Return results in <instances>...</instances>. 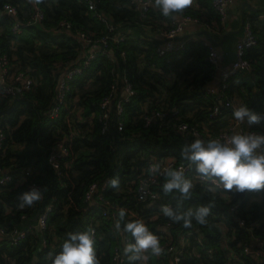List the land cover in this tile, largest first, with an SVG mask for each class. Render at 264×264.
Masks as SVG:
<instances>
[{"label":"trees","instance_id":"trees-1","mask_svg":"<svg viewBox=\"0 0 264 264\" xmlns=\"http://www.w3.org/2000/svg\"><path fill=\"white\" fill-rule=\"evenodd\" d=\"M32 1L0 0V53L7 54L11 65L34 80L31 92L16 98L0 97V127L7 136L0 149V176H11L9 182L0 184V227L6 232L0 234V264H51L48 254H58L69 233L86 231L91 226L96 229L94 248L100 264H116L112 260L113 249L120 243L121 234L130 243L134 239L129 233L117 231L115 223L101 215L99 206L84 202V196L93 182L118 178L119 188L109 185L104 196L114 203L117 215L120 209L126 210L125 222L146 219L145 215L154 212L156 206L139 203L135 192L138 178L146 171L147 159L151 156L174 157L188 164L190 172L186 178L194 185L190 198L181 200L175 190L164 194L165 176L158 186L159 205H171L174 209L179 206L181 212L199 206L211 207L206 224L192 221L195 236L201 242L191 237L179 264H235L231 262V251L234 256L239 255L238 264H264L262 257L241 254L244 246L254 245V237L264 239V189L227 192L229 204L238 201V215L246 219V224L239 226L235 215L229 212L226 199L217 190L209 191L207 183H198L195 165L181 156L183 146L197 138L179 132L178 124L187 123L216 137L229 128L234 117L233 110L223 106L222 114L210 117L213 106L219 102L216 97L205 94L217 74L206 59L208 47L200 37H187L182 39L185 42L182 49L161 58L156 54L159 41L154 29L145 30L147 25L161 28L177 17L191 16L219 31L221 19L212 8V0H193L190 7L168 17L155 9L151 0L147 19L134 6L128 7L124 0H100L98 9L116 26V33L124 34V41L110 42L115 51L113 58L99 53L84 74L73 79L70 100L56 119L48 116L55 103L58 79L55 66L71 60L77 49H82L75 36L76 29L97 33V36L106 35L108 30L91 16L87 5L80 0H35L45 13L44 19L14 35L10 29L13 18L2 13V6L11 3L16 15L25 19L32 11ZM63 18L71 21V32L60 28ZM244 20L251 23L256 36V44L245 55L251 71H242L231 80L228 96L238 107L246 105L264 117V17L253 13ZM123 76L134 85L135 95L124 107L125 123L121 131L117 130L114 117L105 134H101L97 121L93 126L77 118L80 110L81 117L96 112L98 102L109 92L114 78ZM144 110L146 114L163 111L166 115L145 126L140 117ZM172 110H178L179 114L172 115ZM60 129L63 134L57 133ZM242 129L264 134V118L251 126L242 122ZM63 137H66L68 156L59 158V170L55 171L48 156L56 141ZM24 170L30 175L19 183ZM31 182L45 189L42 198L32 206L21 208L18 197L27 191L26 186ZM50 204L53 207L47 230L28 234L13 245L8 235L12 229L34 223L38 212ZM166 222H171L172 233L187 231L183 222L173 223L162 213L153 222H147V227L158 234ZM225 236L229 238L227 247H222ZM208 248L212 250L211 257L207 254ZM149 256L147 264H164L154 255ZM124 264H129L127 255Z\"/></svg>","mask_w":264,"mask_h":264},{"label":"built area","instance_id":"built-area-1","mask_svg":"<svg viewBox=\"0 0 264 264\" xmlns=\"http://www.w3.org/2000/svg\"><path fill=\"white\" fill-rule=\"evenodd\" d=\"M80 1L87 5L88 11L94 19L102 22L106 26L108 33L103 36H97V33L76 29L75 36L80 41L82 49L78 48L77 54L71 60L64 61L63 63L59 65L57 64L55 66L58 73V79L55 93V103L48 113V116L51 119H56L68 104L70 100L69 94L71 91V82L73 79L82 76L84 72L91 66L92 62L97 58L99 53L112 59L115 51L110 42L118 44L124 41V34L116 33V26L110 22L108 17L101 10L98 9L100 0ZM124 1L128 7L134 6L136 9L140 10L141 17L143 19L148 18L150 8L152 7L151 0ZM237 1L239 0H212V8L220 16L221 21H223L227 8L235 4ZM32 3V11L25 19H20L16 15V8L11 3H5L2 6V13L13 18L10 29L14 35H20L27 26L37 24L44 19L45 13L42 8H40L35 0H33ZM59 25L61 29L67 32H71L73 27L71 21L67 18H63ZM188 25L202 27L207 32L211 31L212 29V27L207 22L191 16H184L181 18L177 17V19L172 21L171 24L165 25L161 28H154L152 25H147L148 27L145 30L148 31L150 29H154L153 33L159 41V44L156 47V54L158 57L166 58L170 54L184 47L185 42L184 40L180 39L179 36L183 29ZM204 43L208 47V55L206 59L215 67L217 74H219L218 79L216 78L217 81L210 85L205 92L206 96H214L219 102V104L217 103L213 106L212 112L210 113V117L215 118L222 114V106L225 108H231L232 110L238 107L228 96L229 85L231 80L240 72L251 71V65L245 58V55L246 50L256 44V36L253 32L251 23L248 21L245 22L243 26V37L236 45V59L227 68L219 67L220 57L214 46V43L206 39L204 40ZM122 55L124 56V53H122ZM32 90H34V80L25 74V72L11 65V59L7 54L0 53V97L16 98L23 96ZM134 95V85L126 76L119 78L115 77L109 92L102 97L100 102H98L97 111L91 112L85 117H81L82 110H80V112H78L77 118L87 121L93 126L94 121H97L101 134H105L110 127L111 118L114 117L117 121L116 128L118 131H121L125 123L124 107L131 101V98ZM145 108L146 107L144 106V109ZM178 114V110H172V115ZM165 115L166 113L163 111H156L152 114H146L144 110V112L140 114V117L144 121L145 126H148L155 118H164ZM177 129L181 133L191 134L197 139L204 140L205 142L208 140H219L222 143L225 142L226 139L230 138L234 131H238L241 134L253 132H245L242 129V122L237 121L234 117H232L229 128L216 137H211V134L207 130L200 131L196 127L190 126L187 123L178 124ZM57 133L63 134V131L60 129ZM6 138V132L0 127V149H3V142ZM65 142L66 137L57 140L54 144V150L51 151L48 156V162L55 171L59 170V158L68 156V149L64 145ZM152 164H158L161 171L153 174L150 171V166ZM53 165H56V167L54 168ZM165 168H172L176 170L182 169L184 171L185 177L190 172V167L188 164L178 162L174 157L158 159L157 157L151 156L147 159L146 171L139 176L135 193L139 203L149 204L148 207L156 206V210L149 215H145L146 219L140 218L143 222L146 220L151 222L156 220L158 215L161 213L160 208L165 206L158 204L160 199L158 186L161 183V179L165 177V175L162 174ZM29 175L30 172L24 170L19 183L26 181ZM10 180V175L0 176V184H5ZM195 180L201 184H208V182L201 181L197 175L195 176ZM110 181L111 179H106L102 183L93 182L85 193L84 202L99 206L101 209V215L115 223L118 215L113 207L114 203L104 196V191L109 187ZM31 186L38 187L36 184L31 182L26 186V190L28 191ZM217 191L221 193V198L223 200L226 199L227 203L229 204L230 196L228 193L221 189H217ZM253 192H257V190H253ZM52 207L53 206L50 204L39 211L36 216V222L31 223L22 229H12V231L8 234L12 244L17 245L23 241L28 236V234H31L35 231L45 232L48 228V219L52 211ZM228 207L229 212L235 215L238 225L244 226L246 224V219L238 215L239 202L237 201L229 204ZM23 218H25L24 215L22 216V219ZM90 229L94 231L95 240L96 229L93 226H91ZM172 230L174 229L171 225V222H166L165 225L159 228L158 234H154L158 237L160 246L164 249L162 255H154V257L157 260L163 261L164 264H179L184 256L185 246L188 245L191 237L194 236L198 242H201V239L195 236L196 231L193 226L187 228V231L177 230L172 233ZM0 234H6L5 230L1 227ZM127 243H130V239L126 235L121 234L120 243L117 244L113 249L112 260L114 263H125L126 255L124 254L123 249ZM254 245H257L259 248L255 250ZM254 245H252L254 251H251L248 246H244L241 254H253L255 255V258L262 257L264 262V239L259 240L257 237H254ZM207 254L209 257L212 256V250L210 248L207 249ZM233 254L235 253L233 252ZM238 256L239 255H236V257Z\"/></svg>","mask_w":264,"mask_h":264},{"label":"clouds","instance_id":"clouds-1","mask_svg":"<svg viewBox=\"0 0 264 264\" xmlns=\"http://www.w3.org/2000/svg\"><path fill=\"white\" fill-rule=\"evenodd\" d=\"M193 0H154L153 7L164 17L179 13L190 7ZM233 116L237 121L247 122L249 126L259 124L264 118L252 112L246 105L233 109ZM183 159L195 165L198 178L208 182V190L221 189L225 192L264 189V134L252 132L248 134H234L225 142L196 139L186 143L182 150ZM55 168L56 165H53ZM150 171L155 174L161 171L158 164H152ZM166 182L162 185L165 195L175 190L181 200L190 198L193 182L187 179L182 169L165 168L163 173ZM119 179L113 178L110 185L119 188ZM42 187L31 186L19 197V207L32 206L42 198ZM161 213L173 223L183 222V227H192V221L204 225L206 217L211 214L210 206H199L195 210L188 209L181 212L179 206H162ZM119 218L115 221L117 231L129 233L134 243H127L123 249L128 256L129 264H147L151 255L160 256L164 249L160 241L142 220L125 222L126 210L120 209ZM123 222V228L121 224ZM94 231L92 229L69 233V238L62 244V250L53 256L48 254L51 264H100L94 248Z\"/></svg>","mask_w":264,"mask_h":264},{"label":"crops","instance_id":"crops-1","mask_svg":"<svg viewBox=\"0 0 264 264\" xmlns=\"http://www.w3.org/2000/svg\"><path fill=\"white\" fill-rule=\"evenodd\" d=\"M253 13H258L259 18L264 17V0H239L227 8L225 18L223 21H221L219 31H215V29L208 31V35L216 43L214 46L219 53L220 68H227L235 61L236 45L243 37V26L245 23L244 19ZM204 30V28L199 26L188 25L183 29L179 38L184 39L187 37H200L203 41L205 39L209 40L205 33H203ZM247 73H249V71H247ZM218 76L219 74H216L217 79ZM217 79H215V81H217ZM234 134L240 133L238 131H234L231 136ZM147 222L150 221L146 220L144 222L146 226ZM228 239V236L222 238V247H227ZM249 248L251 251H254L252 245H250ZM229 255L232 257L231 262L235 264L239 263V259L233 255V251H231Z\"/></svg>","mask_w":264,"mask_h":264},{"label":"water","instance_id":"water-1","mask_svg":"<svg viewBox=\"0 0 264 264\" xmlns=\"http://www.w3.org/2000/svg\"><path fill=\"white\" fill-rule=\"evenodd\" d=\"M203 33H205V35L207 36V38H208L212 43L216 44V43L214 42V40L208 35V32H207L206 30H204ZM220 44H221V43H220ZM36 221H37V219L35 218V219H34V222H36ZM251 256L255 258V255L251 254Z\"/></svg>","mask_w":264,"mask_h":264},{"label":"rangeland","instance_id":"rangeland-1","mask_svg":"<svg viewBox=\"0 0 264 264\" xmlns=\"http://www.w3.org/2000/svg\"><path fill=\"white\" fill-rule=\"evenodd\" d=\"M238 106V104H236Z\"/></svg>","mask_w":264,"mask_h":264}]
</instances>
